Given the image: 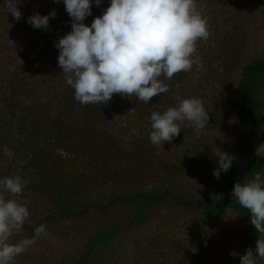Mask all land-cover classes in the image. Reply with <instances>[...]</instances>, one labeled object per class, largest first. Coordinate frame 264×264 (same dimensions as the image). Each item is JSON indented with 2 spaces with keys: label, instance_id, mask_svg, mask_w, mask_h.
<instances>
[{
  "label": "rangeland",
  "instance_id": "1",
  "mask_svg": "<svg viewBox=\"0 0 264 264\" xmlns=\"http://www.w3.org/2000/svg\"><path fill=\"white\" fill-rule=\"evenodd\" d=\"M61 1L11 0L22 13L17 21L9 0H0V179L18 175L25 182L21 196L3 194L27 200L30 225L45 224L48 231L14 264H240L247 225L235 209L215 213L197 202L224 198L228 172L213 175L214 148L235 157L231 167L238 164L235 147L251 111L240 88L244 68L264 61V0H196L210 31L207 41L197 42L193 58L200 63L171 80L161 77L169 91L149 103L113 94L103 105L76 101L58 66L54 44L71 31L62 25ZM102 1L107 5L90 0L83 23L90 26L109 6ZM53 10L47 29L27 23ZM251 94L261 106L262 127L248 144L258 172L264 171V152L257 155L264 143L263 75L255 77ZM176 95L201 99L208 126L185 121L179 136L157 147L148 117L175 106ZM240 176V183L253 179ZM141 192L165 197L145 210L125 200ZM117 195L121 200L106 215L94 207ZM31 237L23 227L10 242Z\"/></svg>",
  "mask_w": 264,
  "mask_h": 264
},
{
  "label": "clouds",
  "instance_id": "2",
  "mask_svg": "<svg viewBox=\"0 0 264 264\" xmlns=\"http://www.w3.org/2000/svg\"><path fill=\"white\" fill-rule=\"evenodd\" d=\"M59 2V0H54ZM71 18V31L54 44L59 50L58 66L64 80L74 90V99L81 105L107 104L113 94L135 96L138 101L149 103L152 97L167 93L169 86L161 77L171 80L180 72H188L193 64L200 63L193 57L199 40L210 36L207 17L198 10L196 0H110L102 15L93 18L90 26L83 21L91 15L90 0H63ZM101 0H95L97 7ZM8 12L19 21L22 13L11 0ZM53 10L41 16L38 12L27 18L34 28L47 29ZM175 106L163 113L152 112L150 142L162 147L179 136L185 121L196 129L208 126L209 113L203 101L196 97L176 95ZM264 152V143L257 146V155ZM4 154L11 156L7 149ZM218 167L213 175L219 179L221 171L227 173L234 156L214 148ZM255 172L253 179L237 182L231 193L235 201L250 214V223L257 233L264 236V179ZM25 182L20 176L0 179V264H14L41 236H47V226L34 229L31 238L10 242L29 224L27 200L6 198L21 196ZM219 198V197H217ZM264 260V239L257 238L255 255L251 248L240 257V264H257Z\"/></svg>",
  "mask_w": 264,
  "mask_h": 264
},
{
  "label": "trees",
  "instance_id": "3",
  "mask_svg": "<svg viewBox=\"0 0 264 264\" xmlns=\"http://www.w3.org/2000/svg\"><path fill=\"white\" fill-rule=\"evenodd\" d=\"M61 3L62 5L59 7H61V10H62L61 12L62 18H63L62 25H65L67 28H70L71 18L69 17V15L67 14L65 10L63 0L61 1ZM109 4H110V1H109ZM105 5L107 4L101 0L100 6L104 7ZM103 10H105V8L101 9L102 12L98 14L96 17L102 15ZM84 21H87V18ZM258 75L264 76V61L263 60L255 61L251 65L244 68V82L242 83L241 88H240V96L243 99L244 104L251 108V111L249 112L247 116V120L249 123L247 131L244 135L240 137L235 147L237 158H238V164L236 166L231 167L230 170L228 171L227 185L223 191L224 198L219 203H214L208 198L197 202V205L199 207H202L206 211H212L215 213H223L225 212L226 209H229V208L236 210V212L239 214V216L242 218V220L248 227L247 233H246V239L243 244V255L245 254V251L247 249L252 248L254 241L258 237V233L256 232L254 226H252L250 223L249 212L246 209H243L238 203L234 201V198L232 197L231 193L233 191L234 184L237 182H240L241 172L245 173L251 178H254L255 172H257L256 171V160L249 152L248 144L253 134L262 127L261 121L258 120V116L261 111V106L251 94L254 88V85H255V77ZM57 128L61 130L60 125H58ZM166 195H168L167 197L175 199V201H177L178 204L186 205L180 202L179 200H176V198L172 196L171 194H166ZM164 197L165 196L158 195V194L151 196L147 193L141 192V193L131 194L129 198L127 197L128 199L125 198V200L131 204L138 203V205H140L143 208V210H145V209H148L150 205L155 204L156 202H161ZM120 200L121 199L119 198V195H117L116 198L109 201V203H107L106 205L96 204L94 207L100 213L106 215V210L111 206L117 205L118 201ZM70 213L73 214V216H77V215H82V213L85 214L87 213V211L81 212L79 214H74L73 212H70ZM67 215H70V214L67 213ZM23 227L27 230L30 236H33L34 229L38 226H32L26 222ZM257 264H262V263L257 259Z\"/></svg>",
  "mask_w": 264,
  "mask_h": 264
}]
</instances>
